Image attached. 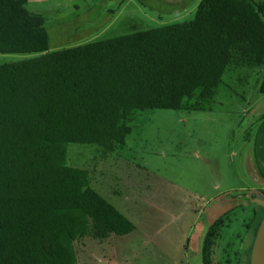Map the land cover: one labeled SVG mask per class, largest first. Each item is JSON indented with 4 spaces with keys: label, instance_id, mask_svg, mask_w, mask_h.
<instances>
[{
    "label": "trees",
    "instance_id": "trees-1",
    "mask_svg": "<svg viewBox=\"0 0 264 264\" xmlns=\"http://www.w3.org/2000/svg\"><path fill=\"white\" fill-rule=\"evenodd\" d=\"M0 54L36 55L0 64V264H80L91 242L117 246L137 235L120 203L93 187L99 163L127 169L132 113L212 111L229 68H264V2L200 0L190 21L50 52L45 18L26 0H0ZM256 143L264 178V141ZM77 148L93 150L89 165ZM233 193L215 203L253 201L250 246L240 237L238 248L219 252L243 204L206 215L196 240L201 264H250L264 191Z\"/></svg>",
    "mask_w": 264,
    "mask_h": 264
},
{
    "label": "rangeland",
    "instance_id": "rangeland-1",
    "mask_svg": "<svg viewBox=\"0 0 264 264\" xmlns=\"http://www.w3.org/2000/svg\"><path fill=\"white\" fill-rule=\"evenodd\" d=\"M199 1L26 0V8L45 18L49 51L54 52L190 21ZM35 56L0 54V64ZM263 76L264 68H229L212 111L132 113L127 169L113 159L99 163L93 187L113 205L120 203L122 212L136 222L137 235L117 239L122 241L117 246L114 239L91 242L80 264H201L196 240L203 233L196 230L203 227L206 215L215 218L240 204L243 211L236 210L218 240L219 252L228 243L238 248L240 237L247 250L251 235L245 233V223L253 201L240 198L218 206L215 200L231 201L235 191H264L255 163L256 140L264 141V94L259 92ZM75 151L89 165L93 150ZM257 195L264 201V195Z\"/></svg>",
    "mask_w": 264,
    "mask_h": 264
},
{
    "label": "water",
    "instance_id": "water-1",
    "mask_svg": "<svg viewBox=\"0 0 264 264\" xmlns=\"http://www.w3.org/2000/svg\"><path fill=\"white\" fill-rule=\"evenodd\" d=\"M250 264H264V217L259 224L252 245Z\"/></svg>",
    "mask_w": 264,
    "mask_h": 264
},
{
    "label": "crops",
    "instance_id": "crops-1",
    "mask_svg": "<svg viewBox=\"0 0 264 264\" xmlns=\"http://www.w3.org/2000/svg\"><path fill=\"white\" fill-rule=\"evenodd\" d=\"M36 11H37V10L31 11V12H35V13H36ZM199 231H200V228H198V229L196 230L197 233H198ZM197 236H198V234H197Z\"/></svg>",
    "mask_w": 264,
    "mask_h": 264
},
{
    "label": "clouds",
    "instance_id": "clouds-1",
    "mask_svg": "<svg viewBox=\"0 0 264 264\" xmlns=\"http://www.w3.org/2000/svg\"><path fill=\"white\" fill-rule=\"evenodd\" d=\"M251 255V254H250Z\"/></svg>",
    "mask_w": 264,
    "mask_h": 264
}]
</instances>
